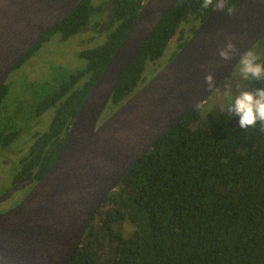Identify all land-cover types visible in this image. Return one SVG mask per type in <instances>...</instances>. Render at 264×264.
<instances>
[{"label": "trees", "instance_id": "16d2710c", "mask_svg": "<svg viewBox=\"0 0 264 264\" xmlns=\"http://www.w3.org/2000/svg\"><path fill=\"white\" fill-rule=\"evenodd\" d=\"M147 1L84 0L15 68L56 33L65 40L95 22L106 34L103 44L80 51L86 66L43 92L26 115L29 122L50 108L55 112L49 129L32 135L34 142L22 159L36 169L37 178L59 155L91 86ZM237 1L227 0L228 9ZM211 9L202 8L200 0H179L121 79L103 114L112 115L149 81V71L155 76L172 60ZM257 54L264 62V52ZM260 87L264 83L250 78L244 79L242 90ZM9 90L7 82L0 87V107ZM203 108L201 103L184 115L108 193L68 264H264V126L258 123L245 131L238 117L223 112L204 117ZM1 126L0 142L6 144L23 130L8 121ZM125 222L133 226L131 234L121 230Z\"/></svg>", "mask_w": 264, "mask_h": 264}, {"label": "water", "instance_id": "95a60500", "mask_svg": "<svg viewBox=\"0 0 264 264\" xmlns=\"http://www.w3.org/2000/svg\"><path fill=\"white\" fill-rule=\"evenodd\" d=\"M84 0H0V87ZM179 0H148L91 86L52 166L26 198L0 214V264H68L109 192L191 109L205 102L264 35V0L211 9L197 32L111 116H101L121 79ZM232 37L236 53L218 48ZM213 73L216 87L204 77Z\"/></svg>", "mask_w": 264, "mask_h": 264}, {"label": "rangeland", "instance_id": "374dc122", "mask_svg": "<svg viewBox=\"0 0 264 264\" xmlns=\"http://www.w3.org/2000/svg\"><path fill=\"white\" fill-rule=\"evenodd\" d=\"M94 23L95 22L90 25L89 29L65 40L62 38L61 33L54 34L51 40L46 42L37 53L26 60L20 68L14 70L8 77L6 82L10 84V91L6 101L16 102L19 99V95L25 91L24 89L27 87L24 104L28 103L27 99H29V102L30 99H33L34 102L43 92L53 89L55 85L62 82L63 78L69 72L84 68L87 61L80 56V51L94 48L100 43L103 44L106 40V34L103 36V33H100L99 29L94 27ZM172 51L173 49L170 50V52ZM251 51L256 53L264 52V36L261 37ZM169 55H167V57H169ZM239 68L240 63L234 70L232 76L226 80L227 82H231L234 93L242 90L244 82V79L240 75ZM153 76L154 73L149 71L147 79L150 80ZM224 84L220 85L216 91L203 102L204 117L220 114L222 112L220 107L228 103L229 98L224 95ZM6 101L5 103H7ZM53 113H55L54 108H50L49 111L45 112L44 122L40 126V130L43 132L49 129L48 123L50 119L53 118ZM107 118V113L103 114L100 122H103ZM16 149L17 152L20 149L21 153L25 152L23 146H17ZM3 182L4 180L0 179V193L4 191L5 185L3 186ZM26 187L27 185L21 188L25 189ZM14 201L15 199H12L9 204H12ZM133 229V226L129 222H125L123 227H121V230L126 234H131Z\"/></svg>", "mask_w": 264, "mask_h": 264}, {"label": "flooded vegetation", "instance_id": "af4514ba", "mask_svg": "<svg viewBox=\"0 0 264 264\" xmlns=\"http://www.w3.org/2000/svg\"><path fill=\"white\" fill-rule=\"evenodd\" d=\"M26 89L27 87L19 95V99L16 102L6 101L7 103L0 107V129H4L1 126V123L4 121H8L10 126L23 127L22 133L19 136L15 135L14 141L11 144L0 142V179L4 180L3 186L5 185L4 191L0 193V214L20 204L41 180L39 177L37 178L36 169H33L28 164V167H26L22 161L34 142L32 135L43 133L40 130V126L44 122L45 114L44 112L40 117L27 122L26 115L32 113L36 101L33 102V99H30L29 102V99H27L28 103L24 104ZM17 146H23L25 152L21 153V149L17 152ZM25 185L27 187L22 189L21 187ZM12 199H15V201L9 204Z\"/></svg>", "mask_w": 264, "mask_h": 264}, {"label": "clouds", "instance_id": "9594fccd", "mask_svg": "<svg viewBox=\"0 0 264 264\" xmlns=\"http://www.w3.org/2000/svg\"><path fill=\"white\" fill-rule=\"evenodd\" d=\"M202 8L212 7L216 11L222 12L226 6V0H200ZM226 41L218 48V56L222 61H230L236 53V45L232 37H225ZM240 75L243 79H252L259 83H264V62L261 56L253 51L244 54L240 60ZM207 88L216 87V80L213 73L207 72L204 77ZM224 95L227 96L228 103L220 107L222 112L228 117L236 116L239 118V126L247 131L255 128L259 123L264 126V87L253 90L233 91L231 82H225Z\"/></svg>", "mask_w": 264, "mask_h": 264}]
</instances>
